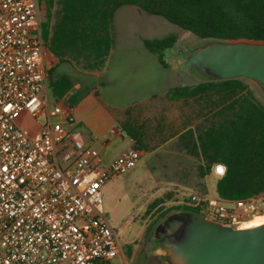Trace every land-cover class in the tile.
Returning <instances> with one entry per match:
<instances>
[{
  "label": "built area",
  "instance_id": "built-area-1",
  "mask_svg": "<svg viewBox=\"0 0 264 264\" xmlns=\"http://www.w3.org/2000/svg\"><path fill=\"white\" fill-rule=\"evenodd\" d=\"M41 23L38 0H0V264H128L102 191L142 151L104 162L81 140L72 107L49 100ZM23 111L44 119L36 133L15 123ZM225 173L224 164L213 165L217 180ZM180 192L178 205L235 228L262 213V194L226 200L209 190Z\"/></svg>",
  "mask_w": 264,
  "mask_h": 264
},
{
  "label": "rangeland",
  "instance_id": "rangeland-1",
  "mask_svg": "<svg viewBox=\"0 0 264 264\" xmlns=\"http://www.w3.org/2000/svg\"><path fill=\"white\" fill-rule=\"evenodd\" d=\"M40 11L44 18L45 7L40 6ZM113 28L115 44L101 74L82 77L70 64L56 67L54 79L56 74L63 71H67V78L65 82L60 80L55 88L49 87V97L56 98V90L63 91L67 82L75 85L81 79L84 87L74 89L76 96L81 97L90 89L96 88L99 97L115 112L121 113L136 104L154 100L152 97L160 98L169 86L205 80L194 67L180 68L179 76L169 78L157 53L148 50L141 39L173 35L177 42L172 50L176 51L194 48L205 41L192 32L134 5H124L115 13ZM250 83L255 87L257 98L264 103V91L255 82ZM205 100L180 101V121L172 128H167L166 123L163 125L160 122L156 127V122L144 118L138 119V122L127 120L139 133L146 148H143L144 153L136 166L128 173L112 179L104 186L102 193L106 215L121 235L128 264H169L163 256L155 229L179 212L173 207L182 199L181 189L202 188L198 176L202 159L189 152L183 144L185 138L182 136L188 129H194L196 134L214 119V97H206ZM131 115L130 113L128 116ZM43 121V118L33 117L27 111L19 113L15 118V123L30 134L36 133ZM121 131L123 133L119 135L108 134L110 143L102 152V157H116L129 146L131 138L123 131V127ZM94 134L99 133L94 130ZM82 136L84 139V135ZM186 137L189 138L190 135L186 134ZM203 181L210 192H216L217 179L214 176L209 175ZM158 198H163V202L149 210L150 205ZM260 201L262 213L259 216L264 214V193ZM127 247L131 250V255L125 252Z\"/></svg>",
  "mask_w": 264,
  "mask_h": 264
},
{
  "label": "trees",
  "instance_id": "trees-1",
  "mask_svg": "<svg viewBox=\"0 0 264 264\" xmlns=\"http://www.w3.org/2000/svg\"><path fill=\"white\" fill-rule=\"evenodd\" d=\"M45 7L42 36L47 48L59 59L87 69H102L115 44V12L124 5L158 15L195 34L202 40L248 39L264 41V0H38ZM177 38L143 39L145 47L157 53L162 67L169 66L167 50ZM246 78L202 80L195 85L168 90L171 100H205L214 97V119L205 128L188 129L183 144L201 157L198 168L201 190L213 165L226 166L217 180L216 193L226 200H237L264 193V103ZM206 101V100H205ZM123 131L144 147L131 123ZM171 194L168 195V198ZM163 202L156 199L149 210ZM179 212L190 210L176 205ZM181 210V211H180ZM197 212V211H195ZM131 255L127 247L125 251Z\"/></svg>",
  "mask_w": 264,
  "mask_h": 264
},
{
  "label": "water",
  "instance_id": "water-1",
  "mask_svg": "<svg viewBox=\"0 0 264 264\" xmlns=\"http://www.w3.org/2000/svg\"><path fill=\"white\" fill-rule=\"evenodd\" d=\"M166 54L178 67H194L207 80L242 77L264 91V41L207 39ZM168 220L174 225L157 238L169 264H264V224L235 228L195 211Z\"/></svg>",
  "mask_w": 264,
  "mask_h": 264
},
{
  "label": "crops",
  "instance_id": "crops-1",
  "mask_svg": "<svg viewBox=\"0 0 264 264\" xmlns=\"http://www.w3.org/2000/svg\"><path fill=\"white\" fill-rule=\"evenodd\" d=\"M120 8H118L116 12ZM41 18H42V13H41ZM43 19L44 18H42V20ZM141 39L143 42V39L145 38H141ZM45 46L47 51L45 58V66L47 69V94L49 87L55 88L56 84H58L60 80L62 82L66 81L65 78H67V71H63V73L60 72L59 74H56V77L54 79V69L56 67H60L64 64H70L71 66L74 67L76 72L80 73L82 77L101 74L102 69L105 67L104 66L102 69H87L81 65H77L70 61L61 62L47 48L46 43ZM166 60L169 63V66L163 68L168 72L169 78L172 79L176 76H179V70L182 67H178L169 57ZM195 84L197 83L194 84L190 83L186 85H195ZM83 87L84 85L81 79H78L77 84L75 85H72L69 82H67L65 84V90L63 91L56 90L54 92L55 94H57L56 98L52 99L51 97H49V94H48V98L52 103L69 105L72 107L75 116V129L79 131L80 138L86 145L98 149L101 157H102V152L110 143V139L107 137L108 134L111 133L114 135H119L123 133L121 131V127H123L125 123L129 122L127 121L129 119L133 122H138L139 121L138 119H143V118L147 120H153V122H156V127L159 126V122L162 123L163 125L164 123H166L165 125L167 128L175 127L176 124L179 123L180 121L179 119V116L181 114L180 101H183L184 99L176 101V100H171L168 97L167 94L168 90L172 88V86H169L168 89L165 92H163L160 98L152 97L155 99L154 100L150 99L147 102L136 104L133 107L125 109L121 113L115 112L109 105H107L99 97L98 90H96V88L90 89L89 91L85 92L81 97L76 96V94H74V89L75 90L82 89ZM190 99H185V100H190ZM130 113L132 114L131 115L132 117L128 116ZM94 130H96L99 134L98 135L94 134ZM82 135H84V139ZM129 137L131 138V141L126 149L138 148L142 151V155H143L144 153L143 148H146V145L142 143L144 147H138L136 140L131 136ZM98 147H100V149ZM114 158L115 157L111 159L108 158L106 159L102 157L104 162H108Z\"/></svg>",
  "mask_w": 264,
  "mask_h": 264
},
{
  "label": "bare ground",
  "instance_id": "bare-ground-1",
  "mask_svg": "<svg viewBox=\"0 0 264 264\" xmlns=\"http://www.w3.org/2000/svg\"><path fill=\"white\" fill-rule=\"evenodd\" d=\"M264 214L255 217V219L250 220L249 222L245 223L243 227H254V226H258L261 224H264Z\"/></svg>",
  "mask_w": 264,
  "mask_h": 264
},
{
  "label": "flooded vegetation",
  "instance_id": "flooded-vegetation-1",
  "mask_svg": "<svg viewBox=\"0 0 264 264\" xmlns=\"http://www.w3.org/2000/svg\"><path fill=\"white\" fill-rule=\"evenodd\" d=\"M172 221L171 220H167L166 221V223H164V224H160L161 226H160V228L158 229V232H156V230H157V228L159 227V225L156 227V229H155V233H156V237H159L160 236V234H162V232L164 231V230H166L170 225H172Z\"/></svg>",
  "mask_w": 264,
  "mask_h": 264
},
{
  "label": "snow or ice",
  "instance_id": "snow-or-ice-1",
  "mask_svg": "<svg viewBox=\"0 0 264 264\" xmlns=\"http://www.w3.org/2000/svg\"><path fill=\"white\" fill-rule=\"evenodd\" d=\"M218 171H222L221 169H218Z\"/></svg>",
  "mask_w": 264,
  "mask_h": 264
}]
</instances>
